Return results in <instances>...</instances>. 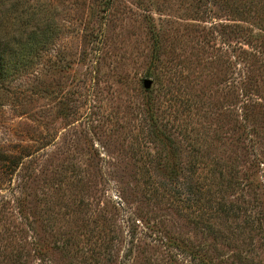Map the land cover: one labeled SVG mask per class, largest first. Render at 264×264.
Listing matches in <instances>:
<instances>
[{
	"label": "rangeland",
	"instance_id": "374dc122",
	"mask_svg": "<svg viewBox=\"0 0 264 264\" xmlns=\"http://www.w3.org/2000/svg\"><path fill=\"white\" fill-rule=\"evenodd\" d=\"M0 30L45 41L0 90V264H264V0H0Z\"/></svg>",
	"mask_w": 264,
	"mask_h": 264
},
{
	"label": "trees",
	"instance_id": "16d2710c",
	"mask_svg": "<svg viewBox=\"0 0 264 264\" xmlns=\"http://www.w3.org/2000/svg\"><path fill=\"white\" fill-rule=\"evenodd\" d=\"M0 33L2 34L0 35V90H2L6 82H12L20 75L29 73L33 60L42 52L41 44L45 41L41 40L35 31L28 33L20 31L19 35L13 30H0ZM198 264L206 263L200 261Z\"/></svg>",
	"mask_w": 264,
	"mask_h": 264
},
{
	"label": "water",
	"instance_id": "95a60500",
	"mask_svg": "<svg viewBox=\"0 0 264 264\" xmlns=\"http://www.w3.org/2000/svg\"><path fill=\"white\" fill-rule=\"evenodd\" d=\"M149 86H150V81H148V80L145 81V82H144V87H145V88H148Z\"/></svg>",
	"mask_w": 264,
	"mask_h": 264
}]
</instances>
